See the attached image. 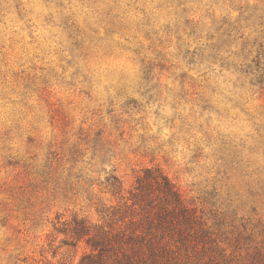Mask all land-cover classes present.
<instances>
[{
  "label": "rangeland",
  "instance_id": "374dc122",
  "mask_svg": "<svg viewBox=\"0 0 264 264\" xmlns=\"http://www.w3.org/2000/svg\"><path fill=\"white\" fill-rule=\"evenodd\" d=\"M145 168L264 264V0H0V264H79Z\"/></svg>",
  "mask_w": 264,
  "mask_h": 264
},
{
  "label": "trees",
  "instance_id": "16d2710c",
  "mask_svg": "<svg viewBox=\"0 0 264 264\" xmlns=\"http://www.w3.org/2000/svg\"><path fill=\"white\" fill-rule=\"evenodd\" d=\"M107 186L119 204L101 212L105 225L62 224L73 246L84 240L89 249L79 264H226L206 222L160 169L141 170L126 197L116 177Z\"/></svg>",
  "mask_w": 264,
  "mask_h": 264
}]
</instances>
